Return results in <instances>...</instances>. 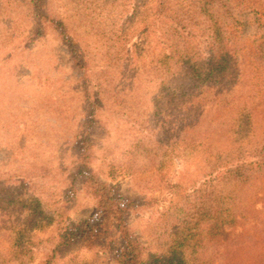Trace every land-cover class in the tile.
<instances>
[{
    "label": "trees",
    "instance_id": "obj_1",
    "mask_svg": "<svg viewBox=\"0 0 264 264\" xmlns=\"http://www.w3.org/2000/svg\"><path fill=\"white\" fill-rule=\"evenodd\" d=\"M62 1L66 7L73 2L70 8L79 10L73 14L77 17L68 18V25L59 19L56 31L60 29L81 72L87 68V57L97 60L101 46L110 54L118 52L116 44L122 36H116L115 43L102 42L103 28L93 29L98 18H103L100 22L106 28L120 32L134 22L146 35L140 65L130 74L131 68L126 70V87L123 81L101 84L118 89V93L110 92V99L122 102L117 110L129 118L130 128L135 130L126 154L155 171L149 181H161L163 173L169 174L172 155L179 157L180 151L198 155L205 163V176L192 194L180 196L160 213L155 222L157 238L147 248L131 226L132 214L145 199L99 180L91 168L94 127L88 124L73 142V175L87 183L96 197L95 214L63 232L35 264H70L61 262L60 252L72 245L97 250L92 259L72 264H212L215 241L236 228L238 218L251 210L245 203L247 193L264 183V136L259 130V100L264 93V0ZM11 5H15L11 10L20 9L37 21H47L60 9L59 3L58 9L53 8V0H12ZM104 5L111 7L109 13L100 12ZM82 19L91 27L85 34L80 30ZM122 19L128 22L122 25ZM250 21L258 36L257 66L245 82L240 78L237 53ZM100 93L105 95V90ZM1 190L2 212L22 211L25 220L15 232L13 245L3 249L6 255L0 253V264H30L38 248L32 226L45 225L47 206L36 197L26 198L27 190Z\"/></svg>",
    "mask_w": 264,
    "mask_h": 264
},
{
    "label": "rangeland",
    "instance_id": "obj_2",
    "mask_svg": "<svg viewBox=\"0 0 264 264\" xmlns=\"http://www.w3.org/2000/svg\"><path fill=\"white\" fill-rule=\"evenodd\" d=\"M11 1L0 0V190H7L5 193L27 190L26 198L36 197L47 206L49 214L45 221L51 223L44 221L43 227L32 226L38 248L30 264L40 261L63 232L89 221L95 214L96 197L87 183L75 180L73 175V142L88 124L94 127L91 168L96 170L99 180L145 199L132 214L131 226L148 248L152 238H157L155 222L160 213L180 196L193 193L194 186L205 176V163L198 160V155L180 151L179 157H170L173 165L167 166L169 174L163 173L161 181L156 182L149 181L155 171L148 163L134 161L126 154L133 144L131 138L136 137L135 130L130 128L129 118L117 110L122 102L110 99V92L118 93V89L111 84L104 88L101 84L123 81L126 87V70L131 68L129 74L132 73L145 54L144 31L132 22L126 31L120 32L106 28L107 24L100 22L103 18H98L93 29L103 28L105 39L102 42L115 43L114 38L122 36L117 40L118 52L110 54L100 45L97 60L87 57V68L81 72L74 65L60 29L56 31L59 19L68 25V18L77 17L73 14L79 10L70 8L74 3L66 7L62 0H53V8L58 9V3L60 6L59 13L52 14L53 22L52 17L37 21L20 9L11 10L10 7L15 8ZM101 1L109 4V0ZM108 9L111 7L104 5L100 12L109 13ZM80 21L81 33L89 32V24L83 19ZM126 22L122 19L120 24ZM255 28L251 21L246 24L240 40L241 50L237 53L240 78L245 82L257 66ZM140 76L142 79L143 74ZM102 88L105 95L101 96ZM90 94L99 101L95 103ZM259 110L262 113L259 130L263 137L264 93L259 100ZM224 130L227 131L226 127ZM164 177L167 179L162 181ZM245 203L251 210H245L244 217L238 218L236 228L229 229L227 236L215 241L212 264H264V183L247 193ZM3 207L1 204L2 254L5 247L13 245L15 232L25 220L22 211L3 213ZM95 251L72 245L60 252V259L70 264L84 262L92 259Z\"/></svg>",
    "mask_w": 264,
    "mask_h": 264
}]
</instances>
